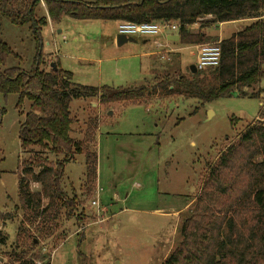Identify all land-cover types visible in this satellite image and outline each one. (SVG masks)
Segmentation results:
<instances>
[{
  "label": "rangeland",
  "instance_id": "374dc122",
  "mask_svg": "<svg viewBox=\"0 0 264 264\" xmlns=\"http://www.w3.org/2000/svg\"><path fill=\"white\" fill-rule=\"evenodd\" d=\"M42 4L36 16L47 18ZM40 35L45 62L40 69L58 63L80 86L116 90L146 85L165 73L189 77L195 63L194 49L178 55L157 48L154 41L167 44L162 35L134 36L118 46L115 21L66 17L52 29L44 26ZM0 39L12 50L0 70L29 71L36 51L28 27L0 19ZM254 89L263 91L260 98L234 95L203 106L178 96L139 104L73 100L71 137L80 142L87 127L95 132L96 189L89 198L83 195L85 161L74 155L65 164L62 188L66 199H76L77 209L68 215L59 206L50 218L36 221L18 202V165L36 156L55 158L37 147L21 150L20 126L29 103L16 109V95H0V264H28L36 253L48 256L50 264H162L181 241L179 227L206 165L258 116L264 78ZM32 238L36 245L30 248Z\"/></svg>",
  "mask_w": 264,
  "mask_h": 264
},
{
  "label": "trees",
  "instance_id": "16d2710c",
  "mask_svg": "<svg viewBox=\"0 0 264 264\" xmlns=\"http://www.w3.org/2000/svg\"><path fill=\"white\" fill-rule=\"evenodd\" d=\"M46 17H37L39 0H0V19L31 31L35 51L29 71L19 67L0 70V95H16V109L24 102L29 111L20 126L23 152L40 148L54 161L36 156L17 169L18 202L34 221L46 220L59 206L72 215L76 199H66L62 188L65 164L74 155L85 161L83 195L93 196L97 181L95 132L87 127L82 141L71 137L70 104L99 97L103 103H143L173 96L195 100L201 106L232 96L260 98L254 89L264 78V0H43ZM82 21L157 22L178 25L177 42L191 47L218 43V67L189 77L169 73L146 85L107 90L73 83L72 74L41 70V29L63 18ZM207 19V20H205ZM249 21L242 30L220 39L207 29L219 24ZM199 25L197 32L190 27ZM12 50L0 39V65ZM39 187L38 191L31 189ZM44 201L46 203L44 204ZM181 241L162 264H264V101L258 116L206 165L199 192L179 227ZM25 244V243H24ZM30 248L35 247L34 238ZM28 264H50L48 256L34 254ZM38 259V260H37ZM22 264V263H19Z\"/></svg>",
  "mask_w": 264,
  "mask_h": 264
},
{
  "label": "built area",
  "instance_id": "2783aa9c",
  "mask_svg": "<svg viewBox=\"0 0 264 264\" xmlns=\"http://www.w3.org/2000/svg\"><path fill=\"white\" fill-rule=\"evenodd\" d=\"M39 1H42L43 3V0ZM42 5H44V3ZM178 28V25L169 23L164 24L157 22H119L117 24V34L131 38L134 36L157 37L159 35L166 37L167 35H172L173 33L177 34ZM156 47L162 48L163 46L156 43ZM192 48L195 50L194 66L196 71L202 72L218 67L221 57V50L218 43L201 44L193 46ZM167 49H165V52L167 53H171L173 51L172 49ZM160 58H165L162 53ZM91 205L94 208L98 209V202L92 201Z\"/></svg>",
  "mask_w": 264,
  "mask_h": 264
},
{
  "label": "crops",
  "instance_id": "0c3cea01",
  "mask_svg": "<svg viewBox=\"0 0 264 264\" xmlns=\"http://www.w3.org/2000/svg\"><path fill=\"white\" fill-rule=\"evenodd\" d=\"M249 21H235V22H231V23H226V24H219V25H215V26H213L212 28H210V29H207V31L208 32H210V33H212L213 35H216L218 38H219V40L220 39H223V38H225L224 37V34L226 35V37H229L231 34H233V33H235V32H238V31H240V30H242V28L248 23ZM117 24H118V22H117ZM197 25V24H196ZM196 25H193V26H191L190 28H192V27H195ZM46 26H48L50 29H52L53 28V26L54 25H52L49 21H47V25ZM196 32H197V30H195ZM194 32V31H193ZM173 35H177L176 33H173L172 35H167L166 37H165V40H166V45H162V44H160V43H158V42H156V41H154V43H155V46H156V43L157 44H159V45H161V46H163L165 49H174L171 53L172 54H174V53H177L178 55L180 54V52L182 51V50H185V49H187V50H189V49H193L192 47L193 46H191V47H177L175 44H170L169 42V40H168V38L170 37V36H173ZM173 45H175V46H173ZM194 65V64H193ZM262 105V103H260V106ZM256 119V118H255Z\"/></svg>",
  "mask_w": 264,
  "mask_h": 264
},
{
  "label": "water",
  "instance_id": "95a60500",
  "mask_svg": "<svg viewBox=\"0 0 264 264\" xmlns=\"http://www.w3.org/2000/svg\"><path fill=\"white\" fill-rule=\"evenodd\" d=\"M168 40L171 41V42H177L179 40V37H178V35H173V36H170L168 38ZM133 41L134 40L131 37H125V36L119 35V34H117V36H116V44L118 46H121L122 44H124L126 42H133ZM51 67H52L53 70H56L55 64H51ZM190 71H191L192 74L196 73V69H195L194 65L190 66Z\"/></svg>",
  "mask_w": 264,
  "mask_h": 264
}]
</instances>
